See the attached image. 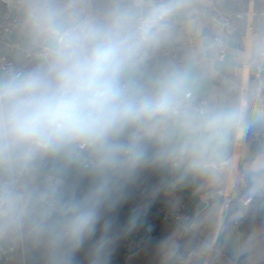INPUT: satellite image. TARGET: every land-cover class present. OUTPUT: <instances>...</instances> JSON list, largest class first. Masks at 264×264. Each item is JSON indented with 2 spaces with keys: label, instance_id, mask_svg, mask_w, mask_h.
<instances>
[{
  "label": "crops",
  "instance_id": "crops-1",
  "mask_svg": "<svg viewBox=\"0 0 264 264\" xmlns=\"http://www.w3.org/2000/svg\"><path fill=\"white\" fill-rule=\"evenodd\" d=\"M138 12L164 15L144 41L134 27ZM218 12L229 14V28L218 24ZM59 16L67 18L64 26L76 22L82 32V46L72 53L60 45L56 50L41 47L47 36L57 33ZM13 20L15 36H0V54L23 69V77L39 73L54 83L59 71L90 55L98 42L118 43L124 51L118 83H124L137 114L111 129L106 143L124 147L132 122L139 141L148 136L166 138L168 146L182 142L187 166L207 169L197 190L219 193L198 210L166 185L160 174L163 159L174 150L156 149L152 162L143 158L109 177L100 165L83 169L69 159L67 143L51 151L6 145L0 136V176L18 179L15 195L0 210V241L8 250L0 264H175V253L187 249L196 264H264V217L258 216L256 202L264 194V138L259 137L264 109L254 102L255 89L264 88V72L256 76L251 65L252 57L264 49V0H21ZM213 35L227 40L232 63L218 66L219 59L205 44ZM39 50L41 65L34 54ZM9 80L5 75L2 83ZM185 93L207 97L202 116H170L149 105ZM5 104L0 100V111ZM137 150L146 149L139 143ZM95 155L100 162L99 146ZM104 179L108 190L96 206L94 229L74 248L62 231L71 213L43 217L42 198L53 193L79 204ZM248 186L257 189V198L233 226L231 202ZM147 199L167 210L187 211L190 220L183 225L153 210L149 219L154 230L127 255L123 238L142 226L126 227V212Z\"/></svg>",
  "mask_w": 264,
  "mask_h": 264
},
{
  "label": "clouds",
  "instance_id": "clouds-1",
  "mask_svg": "<svg viewBox=\"0 0 264 264\" xmlns=\"http://www.w3.org/2000/svg\"><path fill=\"white\" fill-rule=\"evenodd\" d=\"M124 51L118 43L98 42L94 51L59 71L55 82L39 73L0 83V136L6 145L55 151L64 143L89 141L100 149V171L133 167V147L106 143V134L137 114L118 83ZM101 181L84 202L70 205L63 235L78 247L97 222L96 206L107 194Z\"/></svg>",
  "mask_w": 264,
  "mask_h": 264
},
{
  "label": "built area",
  "instance_id": "built-area-1",
  "mask_svg": "<svg viewBox=\"0 0 264 264\" xmlns=\"http://www.w3.org/2000/svg\"><path fill=\"white\" fill-rule=\"evenodd\" d=\"M21 0H0V7L2 8L0 16V36L7 35L13 30L15 25L11 12L20 4ZM164 15L162 13H145L138 12L134 16V27L140 41L147 39L152 30L157 28ZM218 24L227 29L230 27V16L225 12H218L216 16ZM57 43L70 53L79 49L82 46L83 35L78 23L69 22L61 31L55 34ZM208 48L214 58L222 59L228 51L227 40L222 35H213L209 38ZM35 55H41V50L34 52ZM251 65L255 69L254 74L260 76L264 72V49L257 52L251 59ZM3 72L10 78H16L23 74V69L18 68L14 61L4 54H0V76ZM126 96V87L124 83H119ZM254 102L259 109H264V88H256L254 93ZM208 104V99L205 95H195L192 93H185L182 95H175L169 102L150 103L153 110H157L163 114L170 116H202L205 113ZM259 137L264 138V128L259 132ZM139 133L133 131L124 146L133 147L137 152L139 146ZM69 155L68 158L77 161L83 169H91L100 165L99 160L95 155L96 147L89 141L68 142ZM8 161V158H6ZM46 164V162H44ZM163 164L168 167L186 166L188 158L185 154H168L163 159ZM127 167L118 171L105 170L107 176L116 177L124 172ZM18 179L16 177H2L0 176V210L4 207L8 199L15 195L17 191ZM219 191L213 189H206L199 191L198 197L200 201L208 203ZM258 195L257 189L253 186L244 187L239 190L229 209L228 217L233 226H238L247 210V208L256 200ZM44 210L43 217H50L52 212H62L63 214L70 213L68 208L73 205L69 199H64L61 196L49 193L42 198ZM156 210L165 220L174 221L186 225L190 220V214L187 211L167 210L155 205L153 199H147L136 206L133 211L140 213L146 218L145 225L142 226L141 231H134L128 233L123 238V249L125 254L138 250L145 242L146 238L152 233L155 228V223L150 221V213ZM7 248H5L0 241V261L6 257ZM175 264H196L193 258L192 250H181L174 255ZM220 264V263H216ZM226 264H232L228 262Z\"/></svg>",
  "mask_w": 264,
  "mask_h": 264
},
{
  "label": "water",
  "instance_id": "water-1",
  "mask_svg": "<svg viewBox=\"0 0 264 264\" xmlns=\"http://www.w3.org/2000/svg\"><path fill=\"white\" fill-rule=\"evenodd\" d=\"M16 8L12 9L11 16L13 17V13ZM61 21L56 22L55 24V30L61 31L64 28L63 20H67L66 17L59 16ZM8 36L13 39L15 36V31H11L8 33ZM96 38V37H95ZM209 40L205 41V44H208ZM232 45V44H231ZM235 47V45H232ZM41 47L43 48H50L53 50L58 49L59 44L57 43V39L55 35H49L47 36ZM209 55V54H208ZM233 57V54L231 53H225V55L222 57V59L217 60L218 66H222L223 62L232 63L231 59ZM44 56L39 55L35 58L36 62H39L41 65V62L43 61ZM234 64V62H233ZM255 72V69H253ZM24 73V72H23ZM5 77V74L1 72L0 77V83H2V78ZM23 77V74L19 77H16L15 79H21ZM144 120H147L145 117L142 116ZM149 122V120H147ZM134 126L132 127V130H136L135 122H132ZM167 139L164 138L162 140H159L158 138H154L153 140H150L148 136H143V138L140 140V143L145 147L146 150L144 151H138L139 157L141 159L145 158L148 162H152L154 158V153L156 149L162 150H174L175 153L178 154H185L184 144L182 142H171V145H166ZM174 146V147H173ZM190 146L197 147L195 144L190 143ZM163 170L160 173L161 177L163 178L166 185L171 186L172 189L179 191L182 193L191 203L192 205L197 208L198 210H202L205 208L207 203L200 201L198 197L199 191L197 190L201 182L203 181V178L205 177V174H207V169H203L200 167L195 166H177V167H168L163 165ZM258 204V216L264 217V194H262L257 199ZM155 205H158L157 202H155ZM62 212H52L51 216L55 218H61ZM125 223L126 227H134V226H143L146 223V218L141 215L140 213L134 212L133 210L129 209L126 212L125 215ZM4 258L2 259V261Z\"/></svg>",
  "mask_w": 264,
  "mask_h": 264
},
{
  "label": "trees",
  "instance_id": "trees-1",
  "mask_svg": "<svg viewBox=\"0 0 264 264\" xmlns=\"http://www.w3.org/2000/svg\"><path fill=\"white\" fill-rule=\"evenodd\" d=\"M66 162H69V163H70V161H69V160H66Z\"/></svg>",
  "mask_w": 264,
  "mask_h": 264
}]
</instances>
